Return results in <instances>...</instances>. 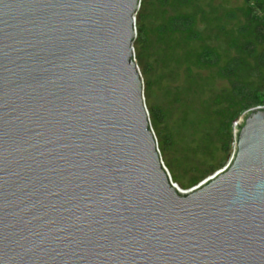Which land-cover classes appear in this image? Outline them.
<instances>
[{
	"label": "water",
	"instance_id": "95a60500",
	"mask_svg": "<svg viewBox=\"0 0 264 264\" xmlns=\"http://www.w3.org/2000/svg\"><path fill=\"white\" fill-rule=\"evenodd\" d=\"M141 0H0V264H264V107L181 191L134 58Z\"/></svg>",
	"mask_w": 264,
	"mask_h": 264
},
{
	"label": "trees",
	"instance_id": "16d2710c",
	"mask_svg": "<svg viewBox=\"0 0 264 264\" xmlns=\"http://www.w3.org/2000/svg\"><path fill=\"white\" fill-rule=\"evenodd\" d=\"M135 32L134 56L147 52V34L154 38L152 62L139 70L152 130L165 119L148 106L154 75L165 88L217 84L213 114L221 133L243 113L264 107V0H141Z\"/></svg>",
	"mask_w": 264,
	"mask_h": 264
},
{
	"label": "rangeland",
	"instance_id": "374dc122",
	"mask_svg": "<svg viewBox=\"0 0 264 264\" xmlns=\"http://www.w3.org/2000/svg\"><path fill=\"white\" fill-rule=\"evenodd\" d=\"M146 38L149 43L147 52L141 51L134 56L140 71L152 62L155 50L153 35L147 34ZM148 81L151 86L148 106L163 113L165 118L162 125L153 126V133L161 144L162 163L181 191L198 189L231 160L234 126L240 117L227 132L219 131L213 114L219 89L217 84L210 88L205 82L196 85L183 82L177 88H165L157 75ZM171 83L174 84L173 81Z\"/></svg>",
	"mask_w": 264,
	"mask_h": 264
}]
</instances>
